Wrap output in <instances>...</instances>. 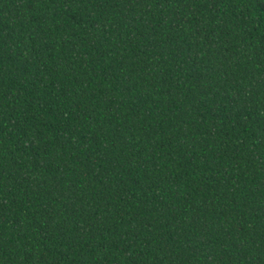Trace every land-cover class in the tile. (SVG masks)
Segmentation results:
<instances>
[{
    "label": "trees",
    "instance_id": "16d2710c",
    "mask_svg": "<svg viewBox=\"0 0 264 264\" xmlns=\"http://www.w3.org/2000/svg\"><path fill=\"white\" fill-rule=\"evenodd\" d=\"M0 264H264V0H0Z\"/></svg>",
    "mask_w": 264,
    "mask_h": 264
}]
</instances>
